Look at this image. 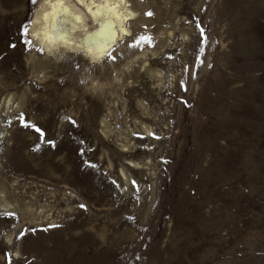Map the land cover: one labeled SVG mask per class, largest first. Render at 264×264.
Wrapping results in <instances>:
<instances>
[{"label": "rangeland", "instance_id": "1", "mask_svg": "<svg viewBox=\"0 0 264 264\" xmlns=\"http://www.w3.org/2000/svg\"><path fill=\"white\" fill-rule=\"evenodd\" d=\"M42 1L0 0V182L18 199L0 202V264H264V0H125L129 33L92 59L47 57ZM157 47L164 91L114 88Z\"/></svg>", "mask_w": 264, "mask_h": 264}, {"label": "bare ground", "instance_id": "2", "mask_svg": "<svg viewBox=\"0 0 264 264\" xmlns=\"http://www.w3.org/2000/svg\"><path fill=\"white\" fill-rule=\"evenodd\" d=\"M58 3H62L63 8H66L68 10V14L66 15L64 13H61V15L58 17L59 23L57 27L53 29L51 27L53 18L49 16V18L46 20L44 18V14L52 13L53 5ZM94 5L107 7H93ZM126 5L127 2L125 0H45L42 3V6L40 5V10L34 17L35 22L33 27L36 30L42 32L43 43L45 46L44 49H46L47 57L52 50H57L60 46H64L66 49L73 52H77L78 50L83 49L86 54L91 56L92 59L96 56L103 55L106 52V49L108 48L110 43L115 41L117 34L129 33V30L125 28L124 22L125 19L129 17H134L135 13L132 12ZM90 7L92 8L91 11L89 10ZM109 9H114V11H110ZM76 16L80 17V20L73 19V17ZM99 20H101L100 23H102L99 29L91 32L88 28V25H90L89 23L97 22ZM67 25H70L68 26L69 30H67ZM173 30L174 29H170L167 31L168 36L169 33L174 35L175 32H173ZM168 36H166V39L170 37ZM159 51L160 50H158L157 47V49L150 51V54L147 50H144L134 58L132 57L133 60L125 65L124 70L119 75H117L115 79H112V85L114 86V88L119 87V90L123 91L125 88H129L130 85H133L135 83L134 79H143L145 80V83L147 85L149 84V90L147 89V92L149 91L150 96L154 93V90H160V88H163L162 86L165 85H163V81L165 79L164 73L162 69H159L155 66V62L153 63V61L159 59L160 56L158 54H161ZM157 55L159 57H156ZM150 56H155V58H152ZM43 63L44 62H42V64ZM39 65H41L40 62ZM127 90L128 89H126V91ZM122 94H124V92ZM146 94L144 96H146ZM173 94L174 93H172V95ZM117 95L119 98L121 97L120 92ZM8 98L9 101L6 108L7 110L10 109L9 106L12 102L11 97ZM138 107L141 110L142 120L140 119L141 121L135 122L133 124H135V129L139 133V135L137 136L138 140L146 141V139L148 140L151 134H153V128L149 125V123L147 124L143 122V120L150 117V115L152 114H150V112L152 111H149V107H147V105H145L140 100L138 101ZM129 126L127 127L128 129L126 130L125 135H123L122 133H118L116 135L118 141H120L119 153L121 157H125V155L130 154V137H135L138 134L137 133L136 135H134V131H132ZM104 127L105 134H110L111 132H113L108 125H105ZM112 165L113 164L111 163V167ZM141 165L142 164H139V162L137 163L127 159V157L124 158V162L121 164L120 172L122 175L121 177L123 178L122 180H124L123 182L126 186H128L131 181L127 168L132 167L136 170H140L142 169ZM6 200L14 201L16 202V204L18 202L17 197L14 196L9 189H7L5 184L0 182V202ZM26 206L28 208L32 207V205L29 204Z\"/></svg>", "mask_w": 264, "mask_h": 264}, {"label": "snow or ice", "instance_id": "3", "mask_svg": "<svg viewBox=\"0 0 264 264\" xmlns=\"http://www.w3.org/2000/svg\"><path fill=\"white\" fill-rule=\"evenodd\" d=\"M33 4H35V0H32ZM93 7H107V6H96L94 5ZM89 10L91 11L92 8L90 7ZM110 11H114V9H109ZM61 13H64V14H68V10L66 8H63L62 6V3H58V4H54L53 5V11L52 13H45L44 14V18L47 20L49 18V16H51L53 18V22H52V25L51 27L53 29H55L59 23V20H58V17L61 15ZM73 19L75 20H80V17L76 16V17H73ZM24 32L27 33L28 32V29L25 28L24 29ZM33 35H36L38 36L39 33H34ZM49 38H50V35H49ZM34 127V125H33Z\"/></svg>", "mask_w": 264, "mask_h": 264}]
</instances>
